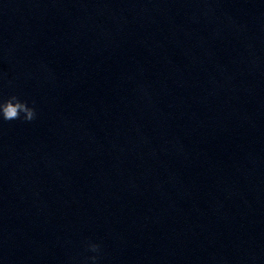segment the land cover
Returning <instances> with one entry per match:
<instances>
[{
	"label": "clouds",
	"instance_id": "obj_1",
	"mask_svg": "<svg viewBox=\"0 0 264 264\" xmlns=\"http://www.w3.org/2000/svg\"><path fill=\"white\" fill-rule=\"evenodd\" d=\"M25 121H32L35 118V109L30 107L27 101H22L19 97L12 95L7 99H0V119L4 121H12L21 118ZM88 248L91 252L97 253L89 259L93 261V264L98 259L100 253V245L95 243H89Z\"/></svg>",
	"mask_w": 264,
	"mask_h": 264
}]
</instances>
